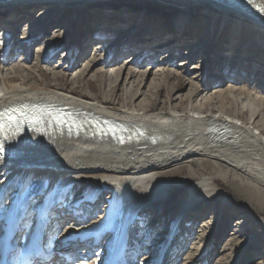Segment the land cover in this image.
<instances>
[{"label":"rangeland","instance_id":"rangeland-1","mask_svg":"<svg viewBox=\"0 0 264 264\" xmlns=\"http://www.w3.org/2000/svg\"><path fill=\"white\" fill-rule=\"evenodd\" d=\"M36 4L37 0H12L0 6V73H11V81L23 80L24 85L37 89L48 84V89L71 90L95 101L109 97V105L116 108H121L124 92L132 88L144 92L141 100L144 98L145 103L153 100L154 110L171 102L172 106L185 107L190 94L197 91L214 101L206 109L212 113L223 112L248 121L252 112H264V37L252 30L240 34L239 26L226 22L222 13L214 15L208 7L184 8L171 0ZM182 16L187 22L180 30L177 22ZM180 38L174 51L154 48L157 42L166 45ZM205 41V46L197 47ZM146 46L149 49L144 54ZM166 56L170 58L164 60ZM115 66L124 69L120 78L109 74ZM130 68L135 72L127 80ZM126 82L130 84L124 87ZM243 105L249 111L242 112ZM262 123L264 127V120ZM30 166L52 168L43 161L17 168ZM169 170L163 175H185L182 166ZM23 174V170L0 172V194L14 196L26 177ZM74 176L49 171L42 177L33 173L30 178L37 186L48 183L50 192L59 187L67 194L61 212L72 215L84 233L85 245L71 250L73 254L65 253V259L105 264L107 254L121 245L116 235L120 196L99 190L90 179L74 184ZM194 182L173 188L165 201L156 195L146 199L129 229L131 243L127 238L117 264H264V243L255 246L249 242L258 230L253 225L264 217V209L250 203L243 190L217 181L221 196L214 201L203 196L185 213L181 202ZM223 199L229 204L222 205ZM30 232L22 242L13 241L17 251L29 242ZM55 240H49L54 250L58 248ZM88 247L91 250L86 255ZM55 257L61 258L58 252ZM8 259L13 262L18 256L10 254ZM73 261L69 264H80Z\"/></svg>","mask_w":264,"mask_h":264},{"label":"bare ground","instance_id":"bare-ground-1","mask_svg":"<svg viewBox=\"0 0 264 264\" xmlns=\"http://www.w3.org/2000/svg\"><path fill=\"white\" fill-rule=\"evenodd\" d=\"M11 1L0 0V6ZM37 1L36 5L52 2L62 6L68 3L83 5L95 0ZM171 1L184 8L208 7V12L214 15L222 13L226 22L237 24L240 34L252 30L258 37H264V0H255L259 9L249 8L247 14L225 9L209 0ZM186 22V17H180L178 28L183 30ZM181 40L166 45L157 42L153 46L156 51H174ZM207 42L197 47L205 46ZM229 48L232 49V46ZM148 49L146 46L143 53H147ZM168 58L170 56L164 57V60ZM131 63V60L126 63V69ZM112 69L109 73L112 78H120L123 74V68L115 66ZM131 70L127 80L135 72ZM10 74L0 73V112L7 114L3 115L0 123L8 138L2 140L6 150L0 153V172L23 170L26 177H31L33 173L42 177L43 173L49 171L66 172L75 174L74 184L90 179L99 190L119 194L118 211L121 217L118 219L116 235L121 245L116 247V252H110L109 256L107 254L105 264H117L119 261L124 246L128 244L127 231L130 236L129 229L137 218L138 208L146 204L148 197L156 195L158 200L165 201L173 188L187 185L192 180L195 182L181 202L185 213L200 203L203 196L213 201L218 199L222 192L217 181L234 185L237 191L243 190L248 193L250 203L264 209V112H252L248 121L223 112L212 113L206 109L214 101H208L203 92L197 91L190 94L185 107L172 106L171 102L167 103L166 108L154 110L156 104L153 100L145 103L144 98L141 100L144 92H135L132 88L124 92L121 108H116L109 105V97L95 101L84 94H74L71 90L48 89V84L43 88H32L24 85L23 80L11 81ZM128 84L130 82H126L124 87ZM58 108L69 113L65 118V126L54 121V110ZM247 111L248 106L243 105L242 112ZM21 112L28 113V116L19 119L22 124L20 129L17 128L18 120L12 117ZM99 123L101 125H97ZM106 126L110 133L113 132L111 126L117 129L112 139L106 136ZM36 161H43L44 165L49 164L52 168H17L35 165ZM181 166L185 168L183 177L163 175L170 168ZM137 193L141 195L139 198ZM221 204L228 205L229 200L223 199ZM65 224L66 231L57 238V233ZM253 226H258V230L249 242L251 245H260L264 243V240L260 241L264 236V217ZM30 231L29 242L22 246L19 259L13 262H8V256L18 252L12 246L13 241L11 244L7 239L0 241V264H24V255L34 262L41 259L43 264H69L73 259L74 263H83L80 258L65 259V253H72L71 250H77L81 244L86 243L83 242L84 233L80 225L68 212H62L53 226L49 227L47 234L41 233L35 226ZM39 235L43 236V240L37 244ZM53 238H56L54 244L58 246L56 252L49 243ZM115 244L114 240L109 247L112 245L113 250ZM89 250L90 247L86 255L90 253ZM57 252L61 256L59 260L55 257ZM83 254L81 252L79 256Z\"/></svg>","mask_w":264,"mask_h":264},{"label":"snow or ice","instance_id":"snow-or-ice-1","mask_svg":"<svg viewBox=\"0 0 264 264\" xmlns=\"http://www.w3.org/2000/svg\"><path fill=\"white\" fill-rule=\"evenodd\" d=\"M3 115L0 113V119ZM2 132L3 124L0 123V134ZM4 139L8 138L5 136ZM5 150L4 142L0 141V153ZM66 200L67 194L61 188L50 192L48 183L42 182L37 186L32 178L26 177L14 196L0 194V241L7 239L9 244L12 241L22 242L25 234L34 226L47 234L49 227L62 214ZM42 240V235L37 236V244L42 243Z\"/></svg>","mask_w":264,"mask_h":264},{"label":"water","instance_id":"water-1","mask_svg":"<svg viewBox=\"0 0 264 264\" xmlns=\"http://www.w3.org/2000/svg\"><path fill=\"white\" fill-rule=\"evenodd\" d=\"M214 4L221 6L225 9H232L235 11H242L243 13H249V8L252 10L259 9L255 0H209ZM252 16V15H249ZM68 114H62L63 118H66ZM99 125V124H97Z\"/></svg>","mask_w":264,"mask_h":264},{"label":"trees","instance_id":"trees-1","mask_svg":"<svg viewBox=\"0 0 264 264\" xmlns=\"http://www.w3.org/2000/svg\"><path fill=\"white\" fill-rule=\"evenodd\" d=\"M147 11H151V10H147ZM153 11H155V10H153ZM3 179V176L2 177H0V180H2ZM130 237H131V235H130ZM131 240V239H130ZM129 243H130V241H129Z\"/></svg>","mask_w":264,"mask_h":264}]
</instances>
